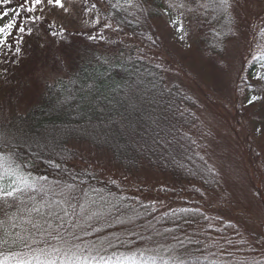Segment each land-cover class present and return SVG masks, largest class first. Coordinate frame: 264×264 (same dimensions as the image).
Wrapping results in <instances>:
<instances>
[{"label":"trees","instance_id":"1","mask_svg":"<svg viewBox=\"0 0 264 264\" xmlns=\"http://www.w3.org/2000/svg\"><path fill=\"white\" fill-rule=\"evenodd\" d=\"M90 1L101 22L135 41L91 40L80 25L52 36L61 27L21 12V20L27 15L43 19L26 25L32 35L23 36L18 55H0V154L9 157L0 161V188L11 190L20 177L44 188L0 200V261L7 256V264H15L11 254L27 252L25 243L37 246L33 240L41 235L30 218L47 227L45 220L59 223L50 211L63 215L61 209H67L66 219L80 225L75 232L90 233L84 240L110 241L115 247L102 254L136 253V264H264V234L253 232L242 217L214 213L204 201L220 190L221 179L204 153L199 106L182 83L171 79L169 62L153 55L160 48L157 22L168 17L164 0ZM181 1L195 43L189 55L194 63L205 62L236 36L235 18L229 25L214 6L202 7L208 0ZM250 1L264 5V0ZM21 4H0V11ZM64 4L81 14L89 3ZM14 37L9 38L13 52ZM261 57L264 52L242 70V92L263 90L255 75L263 69ZM157 134L171 145L156 142ZM95 152L105 154L122 174L164 179L162 193L129 189L121 174L103 178L85 163ZM253 162L263 182L264 151ZM34 206L38 213L30 212ZM129 217L131 222H118Z\"/></svg>","mask_w":264,"mask_h":264},{"label":"rangeland","instance_id":"2","mask_svg":"<svg viewBox=\"0 0 264 264\" xmlns=\"http://www.w3.org/2000/svg\"><path fill=\"white\" fill-rule=\"evenodd\" d=\"M17 1L24 3V0ZM180 2L182 1L164 0L168 17L157 22L156 32L160 38V48L153 55L169 62L171 79L182 83L199 106L198 117L205 131L204 153L221 179L220 190L216 195L207 196L204 201L211 205L214 213L227 212L236 218L242 217L253 232L264 234V181L259 180L260 167L253 162L256 153L264 151V135L255 132V128L264 127V101H257L254 107L246 110L240 107L245 95H264V80H259L263 90L242 92L238 89L244 67L251 58L264 52V33L260 31L264 27V5L250 0H239L240 6L233 11L236 36L220 49L210 52L205 62L194 63L189 55V48L195 43L193 34L185 24L186 6L169 7L170 3ZM87 3L89 4L85 9L82 8L81 14L72 5H65L70 10L66 14L60 8L47 5L45 0L43 10L35 13L59 27L63 25L64 28L75 29L80 25V30L88 36H103L102 40L135 41L115 31L112 24L105 31L104 25L109 23L100 20L98 24L95 23L100 15L99 10L91 8L94 4L92 1L87 0ZM173 21H182L185 31H177L179 23L173 26ZM5 22L2 21V24ZM221 49H224L223 63L216 59ZM218 63L225 69L223 75L215 71ZM255 75L264 76V67ZM85 163L96 169L103 178L124 175L126 178L122 182L129 189L150 190L156 197L162 193L159 185L164 179L148 174H122L108 163L105 154L95 152L92 156H86ZM257 187L260 188L259 193ZM163 194L167 195V192Z\"/></svg>","mask_w":264,"mask_h":264},{"label":"snow or ice","instance_id":"3","mask_svg":"<svg viewBox=\"0 0 264 264\" xmlns=\"http://www.w3.org/2000/svg\"><path fill=\"white\" fill-rule=\"evenodd\" d=\"M12 0H0V4L9 5ZM86 2V0H85ZM119 2V0H118ZM127 3H131L132 0H126ZM46 4L60 8L64 13H70V10L65 7L64 0H46ZM45 6V0H24V3L18 5L16 8L0 11V21H6L3 24H0V55L7 57L9 54L18 55L20 52V44L23 41V36L25 34L32 35V29L26 27L28 24L35 25L38 21H42V17L27 15L21 20V12L25 13H35L37 10L42 11ZM142 7V5H137ZM214 6V9L219 11L222 14H225L228 18L229 25L233 22V11L236 7H239V0H208V3L202 5V7ZM169 7H178L184 8L185 4L180 2L178 4H169ZM92 9L96 8V5L91 6ZM11 11V17L9 18V12ZM143 11H147L144 9ZM167 15V13H165ZM19 21V23H18ZM99 23V19L95 21ZM179 23L177 31L184 32L183 22L173 21L172 24L175 26ZM51 27V25L49 26ZM105 28H111L110 24L105 23ZM66 29L64 26H61V32H50V35L57 36L62 35ZM228 31L232 32V28L228 27ZM261 33H264V27L260 29ZM15 33V37H14ZM219 35V33L217 34ZM235 35V33H233ZM14 37L15 43V52H13V44L9 42V38ZM91 40H95L96 37L89 36ZM184 37H181L183 39ZM100 39H104L103 36ZM224 49L220 50V53L217 55V61L223 63V53ZM264 59V57H261ZM255 59V57H254ZM264 67V65H262ZM215 71L223 75L225 69L219 66V63L215 66ZM256 79L264 80V76H257ZM257 101H264V95H251L248 97L245 95V100L241 103L240 107L242 110H246L249 107H254ZM153 124L160 128V123L157 120H153ZM162 130V129H161ZM255 132L264 135V127L255 128ZM3 136L0 134V139ZM158 143H163L166 148L170 146L172 141L167 140L164 136L157 134L153 138ZM9 159L3 154H0V161ZM58 167V165H57ZM211 171V169H210ZM42 180H47L46 177H41ZM14 186L11 190H5L0 188V200H12L17 199V193H23L25 189H30L32 192H44L43 186L37 188L35 183H29L23 177H20L19 183L13 181ZM24 185L20 187L19 185ZM68 203V201H64ZM71 207V205H69ZM63 215H60L56 211H50L49 216L59 221L58 224H53L52 220H45L44 223L47 224V227H43L38 222H33L30 218L28 223L31 224L33 229H36L40 233L41 239L39 241L33 240V244L37 245L33 247L32 244L25 243V248L28 249L24 253H13L12 258L15 259V264H136V253L131 255L117 254L112 253L110 255H105L102 253H107L110 248L115 247L110 241L100 240L98 243L95 241H86L83 239L84 236L90 235L88 232H83V234H77L75 229L80 227L78 223H75L72 219H66L69 217V212L67 209H61ZM182 211H188L183 209ZM195 211H199L198 209ZM30 212H39V208L35 206L30 210ZM72 215H75L73 211ZM90 219V218H89ZM132 217L128 218V221L118 219V222L124 224L126 222H131ZM94 231L99 232L100 229H94ZM99 245V246H98ZM106 245V246H105ZM143 252L140 253V256H143ZM8 257L5 256L4 260L0 261V264H7Z\"/></svg>","mask_w":264,"mask_h":264}]
</instances>
